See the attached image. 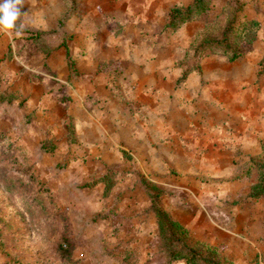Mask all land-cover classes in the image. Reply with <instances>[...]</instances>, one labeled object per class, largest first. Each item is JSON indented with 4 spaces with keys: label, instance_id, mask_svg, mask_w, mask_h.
Wrapping results in <instances>:
<instances>
[{
    "label": "crops",
    "instance_id": "obj_1",
    "mask_svg": "<svg viewBox=\"0 0 264 264\" xmlns=\"http://www.w3.org/2000/svg\"><path fill=\"white\" fill-rule=\"evenodd\" d=\"M193 1L23 0L17 28L34 41L22 39L20 46L35 45L39 52L28 58L45 63L39 107L66 110L92 158L118 160L124 150L146 175L165 176L158 205L185 229L187 243L222 247L230 263L249 264L237 261L239 238L223 227L221 206L206 200L211 185L197 186L194 199L180 205L166 188L170 176L190 185L198 177H225L229 184H219V191L235 196L243 186L237 178L254 175L247 194L262 200L250 197L264 164V75L254 85L260 55L255 50L231 61L195 52L202 18L166 26L171 10ZM57 93L67 94L68 102L58 101ZM170 187L187 192L183 182ZM235 210L230 207V216ZM252 251L243 249L246 257ZM160 257L158 264H188L171 260L165 247Z\"/></svg>",
    "mask_w": 264,
    "mask_h": 264
},
{
    "label": "rangeland",
    "instance_id": "obj_2",
    "mask_svg": "<svg viewBox=\"0 0 264 264\" xmlns=\"http://www.w3.org/2000/svg\"><path fill=\"white\" fill-rule=\"evenodd\" d=\"M221 4L233 10L240 6L242 19L259 23L253 42L239 48L241 54L256 50L260 55L254 84L259 87L264 75V0L212 1L210 14L201 16L205 28L199 41L211 30L217 35ZM31 38L15 29L11 35L0 31V99H11L0 101V264H158L163 242L147 196L155 193L153 188L165 187L166 177L146 175L124 150H119L118 160L92 158L77 141L66 110L39 107L45 63L28 58L39 52L35 45L20 46L22 39ZM22 52L26 56L21 58ZM203 53L216 54L198 52ZM56 97L63 103L69 100L64 93ZM170 178V186H187V192L166 187L170 196L177 194V205L193 200L197 186L211 185L206 200L221 206L223 227L239 238L237 261L264 264V199L255 202L247 194L254 175L237 178L243 186L235 196L219 191V184H229L225 177H198L194 185L183 177ZM231 206L236 215L230 216ZM64 234L72 240L69 255L60 246ZM249 248L253 256L246 257L243 249ZM213 249L222 264L229 262L232 256L221 254L222 247Z\"/></svg>",
    "mask_w": 264,
    "mask_h": 264
},
{
    "label": "trees",
    "instance_id": "obj_3",
    "mask_svg": "<svg viewBox=\"0 0 264 264\" xmlns=\"http://www.w3.org/2000/svg\"><path fill=\"white\" fill-rule=\"evenodd\" d=\"M208 0H194L192 4L184 9H173L169 14L167 28H177L180 25L200 19L206 12ZM236 10V11H235ZM241 7L237 9L230 8L229 5H223L215 18L217 26V35L212 36L213 30L209 33V37L198 39L195 52L207 50L212 53L220 54L234 61L241 56L239 50L243 43L250 44L256 37L259 30V23L242 19L244 15L240 13ZM213 29V28H211ZM215 30V29H214ZM10 101V98L2 97L0 101ZM47 144L43 145V150L49 152ZM150 195L151 209L154 211L157 219V228L163 242V247L168 252L171 260L183 259L188 264H222L212 248L203 243H197L190 246L187 241V233L179 224L169 218V216L159 207L157 199L160 195L158 189L153 188ZM250 197L259 200L264 199V164H259L257 181L252 185ZM264 228V223H263ZM61 247L66 255L71 250L72 240L64 234ZM70 249V250H69ZM227 264H232L228 262Z\"/></svg>",
    "mask_w": 264,
    "mask_h": 264
},
{
    "label": "clouds",
    "instance_id": "obj_4",
    "mask_svg": "<svg viewBox=\"0 0 264 264\" xmlns=\"http://www.w3.org/2000/svg\"><path fill=\"white\" fill-rule=\"evenodd\" d=\"M23 0H0V31L11 35L15 29L16 34H20L17 28V21L21 15Z\"/></svg>",
    "mask_w": 264,
    "mask_h": 264
}]
</instances>
